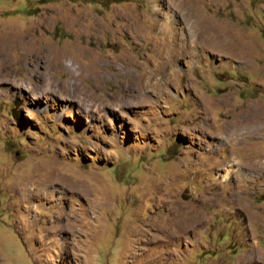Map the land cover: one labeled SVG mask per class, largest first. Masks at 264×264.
Listing matches in <instances>:
<instances>
[{"label":"rangeland","instance_id":"374dc122","mask_svg":"<svg viewBox=\"0 0 264 264\" xmlns=\"http://www.w3.org/2000/svg\"><path fill=\"white\" fill-rule=\"evenodd\" d=\"M0 40V264H264V0H0Z\"/></svg>","mask_w":264,"mask_h":264},{"label":"bare ground","instance_id":"6f19581e","mask_svg":"<svg viewBox=\"0 0 264 264\" xmlns=\"http://www.w3.org/2000/svg\"><path fill=\"white\" fill-rule=\"evenodd\" d=\"M21 44H25V42H21ZM12 49H14L12 42L8 40H0V61L1 63L7 64V62L10 61Z\"/></svg>","mask_w":264,"mask_h":264}]
</instances>
